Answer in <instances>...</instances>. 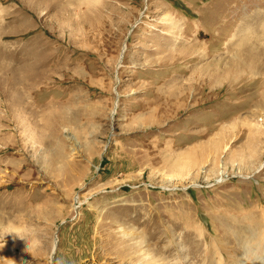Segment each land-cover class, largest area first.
<instances>
[{
  "label": "rangeland",
  "instance_id": "rangeland-1",
  "mask_svg": "<svg viewBox=\"0 0 264 264\" xmlns=\"http://www.w3.org/2000/svg\"><path fill=\"white\" fill-rule=\"evenodd\" d=\"M0 264H264V0H0Z\"/></svg>",
  "mask_w": 264,
  "mask_h": 264
},
{
  "label": "bare ground",
  "instance_id": "bare-ground-1",
  "mask_svg": "<svg viewBox=\"0 0 264 264\" xmlns=\"http://www.w3.org/2000/svg\"><path fill=\"white\" fill-rule=\"evenodd\" d=\"M124 45H125V44H124ZM125 48H126V47L124 46V47H123V52L125 51Z\"/></svg>",
  "mask_w": 264,
  "mask_h": 264
}]
</instances>
